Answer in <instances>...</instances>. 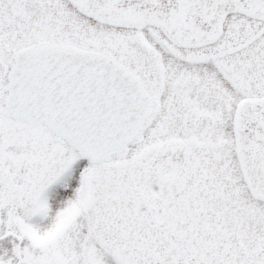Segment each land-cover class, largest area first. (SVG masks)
<instances>
[{
	"label": "rangeland",
	"instance_id": "obj_1",
	"mask_svg": "<svg viewBox=\"0 0 264 264\" xmlns=\"http://www.w3.org/2000/svg\"><path fill=\"white\" fill-rule=\"evenodd\" d=\"M124 8L121 14L90 7L80 10L81 16L67 0H0V259L15 262L18 255L20 264H260L264 168L243 151L246 119L236 120L232 146L227 121L209 115L211 96L225 95L223 83L208 80L203 82L212 83L198 86L183 77L179 47L185 38H156L164 53L157 52L144 41L151 32L141 23V9ZM233 10V16L264 26V0H236ZM130 23L141 31L125 27ZM44 44L105 54L141 77L150 111L124 153L88 166L46 129L2 116L4 73L14 53ZM146 59L158 65L142 67ZM250 63H264V53H251ZM232 69L224 72L230 75ZM233 73L237 88L244 74ZM258 77L251 71L252 108L263 97L257 94ZM186 86L192 97L205 98L201 108L196 107L199 98L190 103L182 96ZM188 105L192 109L184 116ZM217 131L222 136L213 141ZM246 137L255 141V135Z\"/></svg>",
	"mask_w": 264,
	"mask_h": 264
},
{
	"label": "water",
	"instance_id": "obj_2",
	"mask_svg": "<svg viewBox=\"0 0 264 264\" xmlns=\"http://www.w3.org/2000/svg\"><path fill=\"white\" fill-rule=\"evenodd\" d=\"M8 83V117L47 126L89 163L119 154L148 107L138 79L126 69L72 49L17 53Z\"/></svg>",
	"mask_w": 264,
	"mask_h": 264
},
{
	"label": "flooded vegetation",
	"instance_id": "obj_3",
	"mask_svg": "<svg viewBox=\"0 0 264 264\" xmlns=\"http://www.w3.org/2000/svg\"><path fill=\"white\" fill-rule=\"evenodd\" d=\"M67 1L70 6L79 9L77 12L81 16L84 14L82 15L80 10H86L90 7H98L102 12H106L108 8H113L121 14L127 12V9L124 7L128 4L140 8L143 18L140 15L137 17L142 18L141 23H147V30L151 32L148 35L151 39L146 38L144 41H146L148 46H151L160 53H164L162 52V44L156 38L164 36H178L179 39L185 38L184 43L179 47L180 59L182 60L180 68L182 76L187 77L189 80H194L196 82L194 84L196 85L199 83L198 86L211 84L212 81H210L211 83L203 82L208 80L223 83L225 95L224 97L220 95L211 96L212 103L209 115L216 116V120L224 118L227 121L229 127H226V131L227 136L228 134L230 136L229 143L232 146L235 142L234 130L238 127L235 126L236 120L246 119V124L242 128L244 134L246 136L255 135V141H249L246 136H243L241 139L244 146L243 151L252 160H256L260 167L264 168V63H250L251 53H264V26L258 24L252 25L249 20L230 14V12L234 11V2L236 0ZM56 2L57 0H54V3ZM58 15L59 13H56L54 16L57 17ZM81 23L82 20L80 21ZM71 25L69 24L70 30L72 29ZM125 27H137L138 31H141L140 25L133 26L130 23L126 24ZM257 28L259 30H256ZM251 49H253V52ZM172 51H174L172 54L177 53L175 50ZM219 59L227 60L226 62L222 61L220 64ZM148 60L146 59L145 62H141V66L154 68V66L158 65L154 59L152 60L153 64H147ZM1 66L2 68L4 67L3 65ZM227 67H233L230 75L226 74L228 72L224 70ZM235 69L237 71L241 70L244 74L243 81L238 82L240 85L237 88L234 87L235 78L233 71ZM251 71H258L259 84L257 94L259 93L263 96L253 108V104L251 103ZM188 85L195 88L192 84ZM190 89L189 86H186L181 93L182 96L185 99L189 97L188 102L190 103L195 102V99L199 98L200 101L196 107L201 108L205 98L202 95L197 96L195 93L192 97L193 94ZM197 91L196 93L198 94L202 93L200 87H198ZM190 109L192 107L188 105L186 110L182 112L184 116L190 112ZM251 116L255 118V121L252 123L249 120ZM221 136L219 131L215 132V137L212 136L213 141ZM198 138L201 137L198 135ZM18 260L19 258L17 257V262L13 264H19ZM2 262L11 264L5 260Z\"/></svg>",
	"mask_w": 264,
	"mask_h": 264
}]
</instances>
